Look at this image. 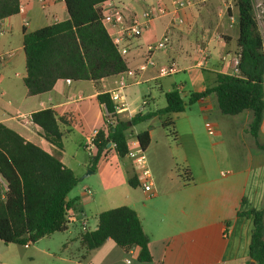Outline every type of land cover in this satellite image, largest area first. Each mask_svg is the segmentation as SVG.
<instances>
[{"label": "crops", "instance_id": "1", "mask_svg": "<svg viewBox=\"0 0 264 264\" xmlns=\"http://www.w3.org/2000/svg\"><path fill=\"white\" fill-rule=\"evenodd\" d=\"M23 1L28 4L25 14L0 21V52L9 54L0 63V124L53 155L56 148L42 136L33 115L51 109L57 118L66 119L68 123H60L62 162L79 179L67 198L70 208L83 212L88 220V211L96 218L93 229L88 223L89 231L97 230L103 212L132 208L150 239L152 261L140 262V248L125 251L112 240L86 252L81 245L84 231L78 225L28 247L2 246L0 241V264H249L255 226L253 219L238 214L264 210V118L258 136L253 137L249 132L253 113L226 116L214 95L185 112L154 116L130 128L127 135L128 145L142 132L150 135L145 153L155 178L156 196L151 198L142 188L131 192L127 181L122 188L96 193L84 176L91 170L84 151L86 132L94 134L104 127L105 107L98 96L115 89L119 76L99 83L59 80L52 91L30 96L25 84V34L53 24L52 17L60 22L68 20L69 14L65 2L43 10L38 0ZM235 1L114 0L123 7L126 24L160 3L171 12L156 20L140 38L125 42L128 68H138L148 58L147 47L168 36L169 47L152 56L158 67L175 63L181 70L158 78L157 69H150L140 83H131L126 90L128 110L119 115L121 120L165 109L166 94L174 90L188 100L192 93L214 88L219 75L236 74L239 10ZM181 2L186 6L178 9ZM261 6L264 12V0ZM105 27L112 38L116 27ZM147 96L149 103L144 107ZM119 159L122 168L131 172L125 174L126 179L135 177L139 184L133 162Z\"/></svg>", "mask_w": 264, "mask_h": 264}, {"label": "trees", "instance_id": "2", "mask_svg": "<svg viewBox=\"0 0 264 264\" xmlns=\"http://www.w3.org/2000/svg\"><path fill=\"white\" fill-rule=\"evenodd\" d=\"M20 1L0 0V21L17 15ZM106 1L110 0H65L68 20L25 34V84L30 96L52 91L59 80L99 83L128 71L124 56L102 22L98 6ZM235 3L239 10V52L234 69L238 72L219 75L214 88L192 93L188 100L174 90L166 94L165 109L138 114L130 121L113 115V124L109 125L105 116L104 127L94 139L98 151L91 160V170L97 169L112 148L120 158H126L130 128L160 114L185 112L211 95L216 96L226 116L252 112L249 132L253 137L258 136L264 118V37L254 0H236ZM98 100L109 112H114L108 93H101ZM33 122L41 129L42 136L55 146L53 155L0 124V241L6 245H34L47 236L67 231L66 212L71 207L67 198L79 182L75 173L62 162L64 145L60 123L68 121L57 118L56 113L48 109L35 113ZM138 140L146 151L151 143L149 133H140ZM129 185L138 186L135 177L130 178ZM238 215L253 219L255 226L249 264H264V210L252 209ZM98 219L97 230L83 232L81 236L86 252L112 240L125 251L140 248V262L152 261L150 239L135 210L119 207L103 212Z\"/></svg>", "mask_w": 264, "mask_h": 264}, {"label": "built area", "instance_id": "3", "mask_svg": "<svg viewBox=\"0 0 264 264\" xmlns=\"http://www.w3.org/2000/svg\"><path fill=\"white\" fill-rule=\"evenodd\" d=\"M41 8L43 10L47 9L50 5L65 2V0H38ZM211 0H197L198 3L205 4ZM27 2L21 0L19 4L18 14H25L27 11ZM186 4L181 2L178 9L184 8ZM101 15L102 22L104 26L116 27L117 31L112 35V40L118 47V50L122 56L128 54V47L125 42H130L131 40L138 39L142 34L151 28L152 24L165 16L170 15V10L165 4H158L157 6L147 10L142 18H134L130 24H126L124 9L120 4L114 2V0L106 1L98 6ZM58 18L54 19V23H59ZM25 25H29V21L25 22ZM170 38L164 36L163 39L156 45L147 47V60L141 64L136 69H128V71L119 75V80L117 86L112 91L108 92L111 101L114 104V112H109L107 107H105V116L109 119L108 124H113L111 117L113 115H120L127 112L128 106L126 104V90L131 85V83L138 84L143 80V76L150 69H157L158 78H167L178 74L181 70L180 67L172 63L163 67H158L156 61L154 60L152 54L155 51L166 50L169 47ZM9 54L0 52V63L7 60ZM238 69L235 70V73ZM132 80V81H130ZM149 103V97L147 96L143 100V106L146 107ZM97 132H95L91 137L87 139L86 150L90 158H93L97 151V145L95 143V137ZM129 152L126 158L133 162V165L137 172L138 180L142 184L144 191L149 194L150 197L156 196V190L154 189V177L149 166V161L145 151L142 150L139 140H134L129 142ZM67 224L68 225H80L84 232L89 231L88 229V219L86 215L74 208H68L66 212Z\"/></svg>", "mask_w": 264, "mask_h": 264}, {"label": "rangeland", "instance_id": "4", "mask_svg": "<svg viewBox=\"0 0 264 264\" xmlns=\"http://www.w3.org/2000/svg\"><path fill=\"white\" fill-rule=\"evenodd\" d=\"M254 3L257 6L256 11H257V14L259 15L261 28H262V31L264 33V12L262 9L263 6H261L262 0H254ZM60 17H61L60 19H62V16H60ZM51 20L54 22L53 17L51 18ZM32 27H35V25H33ZM144 84H146V83H144ZM86 133L88 134L87 138L91 137V135L93 134V132H91V131L90 132L88 131ZM84 151L88 157L86 156L85 153L82 155V157L83 158L87 157L90 160L89 168H91V166H92L91 159L92 158L89 157L88 152L85 150V148H84ZM125 163L129 164L127 161H125ZM121 165H122V163H121L119 157L117 156V153L115 151H112L109 154L107 159H103L99 162L97 169L95 171L91 170L94 172V174L87 177V179H86L87 183H90V185H92L91 187H93V190L96 191V193H98L97 190L103 192V191H105L104 189L108 190L109 188H113V187L122 188L123 185L126 183V181H127V185L130 188L129 190H131V192L133 190H140V188H142L144 190V188L142 187V184L140 183V180H138L139 184L137 187H131L129 185L130 179L129 180L126 179L125 174H127L129 176L131 172H130L129 168L124 169V168H122ZM126 170H129V173L128 172L126 173ZM88 172H89V170L85 173V175H84L85 177H86V174ZM153 177H154V175H153ZM154 180H155V178H154ZM137 194L139 197L141 196L140 193H137ZM151 198H153V197H151ZM87 213L89 216L88 223L90 222V225H92L91 228L93 229L94 228L93 224L95 223L96 218L95 217L93 218L89 211ZM75 226H78V225H68V228H71V229L77 228ZM80 228L82 229V227H80ZM1 244H2V246H16L14 244L13 245H11V244L6 245L2 241H1Z\"/></svg>", "mask_w": 264, "mask_h": 264}, {"label": "water", "instance_id": "5", "mask_svg": "<svg viewBox=\"0 0 264 264\" xmlns=\"http://www.w3.org/2000/svg\"><path fill=\"white\" fill-rule=\"evenodd\" d=\"M109 147H112V144H111V143L109 144ZM93 174H94V172L90 170V171L86 174V177H89V176H91V175H93ZM252 262L255 263V261H253V260H252Z\"/></svg>", "mask_w": 264, "mask_h": 264}]
</instances>
